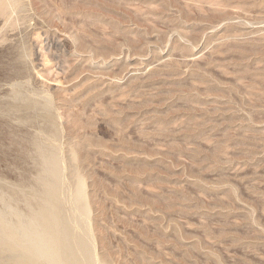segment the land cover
<instances>
[{
    "label": "rangeland",
    "instance_id": "1",
    "mask_svg": "<svg viewBox=\"0 0 264 264\" xmlns=\"http://www.w3.org/2000/svg\"><path fill=\"white\" fill-rule=\"evenodd\" d=\"M43 146L96 264H264V0H0L9 219Z\"/></svg>",
    "mask_w": 264,
    "mask_h": 264
},
{
    "label": "bare ground",
    "instance_id": "2",
    "mask_svg": "<svg viewBox=\"0 0 264 264\" xmlns=\"http://www.w3.org/2000/svg\"><path fill=\"white\" fill-rule=\"evenodd\" d=\"M46 148L47 147L44 149L43 146V149H40L39 147L41 153H39L40 151L38 152L40 156L42 154L41 157L43 158H41V160L43 159L42 161L44 163H42L43 165L41 166L44 172L40 173L42 177L38 174L41 192L40 195H38L39 193H35V195L37 194L38 196V200L35 195L32 196L36 197L35 199L37 200L36 203L34 199V204L38 205L39 203V206H37V209H32L30 215L26 214V217L28 215L27 218H21V214L20 218L13 220L0 214V247L2 246V249L4 248L5 251L10 252V255L20 260L22 264H96L91 244H89L88 241L85 242L81 237L83 233L79 231L83 224L85 225L83 226L82 232L85 231L87 233L89 231L88 224H90V220L88 218L91 217L87 195L85 196L87 193L85 192L84 194L86 190H84L85 182L81 181V179L83 180L82 177L81 179H79L80 177L78 178L79 180L75 187L76 192H74L75 198H72L73 203L81 207V209L79 207L81 210L80 213L84 217H81L79 214V217H81L80 219L85 218L84 220H89L88 223L81 222V226L77 216L79 212L76 215L77 210H75V214H72L74 213V211H72L73 209L71 210L72 212L70 211L71 214L67 211L68 209L66 210L64 204L66 205L68 201L64 202L62 198L64 195L61 196L63 193L59 190L61 188V186L59 188L61 184L60 178L62 177L61 175H63L61 173L63 170H60L62 167L59 165L60 157H58L59 155L57 156V153L55 154L54 151L48 153L50 149L47 153H44ZM42 150H44V152ZM72 153L77 156L75 150H72ZM74 154L72 155L73 157ZM76 156L74 160L77 161L78 158L76 159ZM34 200L32 199L31 201ZM76 224L81 226L79 227L80 229L76 227ZM87 234H89V232ZM86 237L88 238L89 235H86ZM91 243L93 244V241Z\"/></svg>",
    "mask_w": 264,
    "mask_h": 264
}]
</instances>
